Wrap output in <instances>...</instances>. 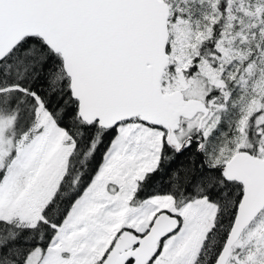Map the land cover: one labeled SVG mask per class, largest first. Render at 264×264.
<instances>
[{"label": "snow or ice", "instance_id": "1", "mask_svg": "<svg viewBox=\"0 0 264 264\" xmlns=\"http://www.w3.org/2000/svg\"><path fill=\"white\" fill-rule=\"evenodd\" d=\"M0 264H264V0H0Z\"/></svg>", "mask_w": 264, "mask_h": 264}]
</instances>
